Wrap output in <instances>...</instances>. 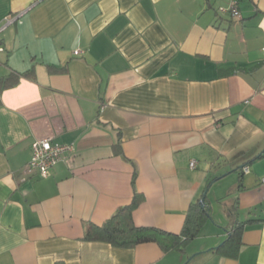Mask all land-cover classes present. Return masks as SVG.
Returning a JSON list of instances; mask_svg holds the SVG:
<instances>
[{
    "label": "crops",
    "instance_id": "obj_1",
    "mask_svg": "<svg viewBox=\"0 0 264 264\" xmlns=\"http://www.w3.org/2000/svg\"><path fill=\"white\" fill-rule=\"evenodd\" d=\"M228 7L0 0V264H264V0ZM49 138L73 153L30 173ZM135 192L136 226L180 235L205 195L207 222L181 250L86 239Z\"/></svg>",
    "mask_w": 264,
    "mask_h": 264
},
{
    "label": "trees",
    "instance_id": "obj_2",
    "mask_svg": "<svg viewBox=\"0 0 264 264\" xmlns=\"http://www.w3.org/2000/svg\"><path fill=\"white\" fill-rule=\"evenodd\" d=\"M240 3L241 0L239 9ZM142 201L143 196L135 192L131 204L121 208L105 224L102 226L91 225L87 231L86 239L105 241L119 248H130L143 243L157 242L165 250H181L187 242L197 237L202 225L207 222V210L196 204L192 206L185 227L180 235L167 233L156 228L139 227L135 225L132 214ZM240 229V226H234L232 238L229 239L227 244H232L234 241L237 242Z\"/></svg>",
    "mask_w": 264,
    "mask_h": 264
},
{
    "label": "built area",
    "instance_id": "obj_3",
    "mask_svg": "<svg viewBox=\"0 0 264 264\" xmlns=\"http://www.w3.org/2000/svg\"><path fill=\"white\" fill-rule=\"evenodd\" d=\"M229 4L228 8L221 9L223 12L230 13L234 19L242 20V15L239 9L240 0H226ZM15 19L7 18L6 23L0 25V51H3L1 43L2 33L6 27L12 24ZM72 147H67L59 144H55L51 138L39 141L33 145V156L29 163V172H36L42 177L47 176L49 170L64 158L67 153H73ZM196 161H192L191 168H196ZM248 171V170H247ZM264 185V177L261 180Z\"/></svg>",
    "mask_w": 264,
    "mask_h": 264
},
{
    "label": "water",
    "instance_id": "obj_4",
    "mask_svg": "<svg viewBox=\"0 0 264 264\" xmlns=\"http://www.w3.org/2000/svg\"><path fill=\"white\" fill-rule=\"evenodd\" d=\"M205 200H206V195L204 196V198L202 199V201H201V207L203 208V209H205Z\"/></svg>",
    "mask_w": 264,
    "mask_h": 264
}]
</instances>
